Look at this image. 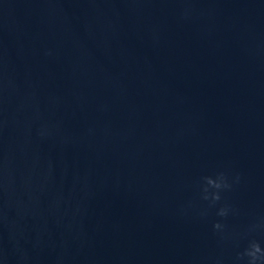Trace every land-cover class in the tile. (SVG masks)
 <instances>
[{
    "label": "water",
    "instance_id": "1",
    "mask_svg": "<svg viewBox=\"0 0 264 264\" xmlns=\"http://www.w3.org/2000/svg\"><path fill=\"white\" fill-rule=\"evenodd\" d=\"M254 242L264 0H0V264H250Z\"/></svg>",
    "mask_w": 264,
    "mask_h": 264
},
{
    "label": "clouds",
    "instance_id": "2",
    "mask_svg": "<svg viewBox=\"0 0 264 264\" xmlns=\"http://www.w3.org/2000/svg\"><path fill=\"white\" fill-rule=\"evenodd\" d=\"M223 177H221L220 181L216 180V179H212V178H208L207 179V183L208 185H210L211 187H214V188H221L222 186H225L223 185ZM205 191H207V189H205ZM208 197L205 196V199H207ZM213 200H219L220 199V196L219 194H214L213 195ZM220 215H226V212L225 210H221ZM215 228H220L221 225L219 223H217L216 225H214ZM247 256H249L251 258V261H250V264H256V262L258 260H264V249H261L259 243H252L250 248L246 251L245 253Z\"/></svg>",
    "mask_w": 264,
    "mask_h": 264
}]
</instances>
